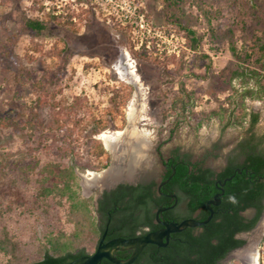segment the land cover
Segmentation results:
<instances>
[{"label":"rangeland","instance_id":"rangeland-1","mask_svg":"<svg viewBox=\"0 0 264 264\" xmlns=\"http://www.w3.org/2000/svg\"><path fill=\"white\" fill-rule=\"evenodd\" d=\"M169 3L47 0L49 11L53 7L56 14L70 10L80 27L74 32L69 27L49 24L43 33L36 34L25 28V20L32 15L30 4L24 0H0V120L5 119L0 123V202L17 204L23 200V187L15 188L9 176L17 175L19 167L25 168L33 161L35 146L29 138L28 123L36 127V142L44 133L45 138L51 136L48 129L55 127L54 117L63 118L79 110L80 97L88 103L82 112L84 119L91 109L98 113L96 105L100 110L109 107L111 94L100 99L96 92L101 80L112 87L124 83L132 86L133 92L125 104L126 123L121 130L111 125L98 133H92L91 127L84 132L101 142L110 156L104 170H76L81 178V195L93 198L95 208L104 192L103 172L118 155L126 157L127 162L137 156L141 164L134 163L140 173L138 178L160 183L163 161L176 149L216 171L222 170L231 158L243 160L241 144L264 149V94L260 100L246 99L247 112L259 115L255 126H251L249 116L243 127L227 123L241 112L238 96L231 103L227 100L233 92L229 80L236 65L229 39L235 41L239 51L251 53L252 58L244 65L257 68L260 53L254 45H264V0H190L182 13L175 12ZM210 6L217 13L223 11L213 21L216 37L211 35L209 18L203 13ZM182 26L202 38L196 51L188 47ZM37 46L43 49L40 53L34 51ZM55 49L64 50L62 56L58 58ZM183 55L184 66L180 69ZM182 82L186 91L181 89ZM236 87L242 89L238 82ZM37 99L51 102L41 104ZM53 103L61 106L55 108ZM192 104L197 114L225 106L229 109L227 121L214 117L210 124L197 128L195 119L200 118L190 113ZM118 131L124 135L115 155L105 146L102 134L114 135ZM142 136L146 141L140 139ZM61 143L53 142L56 146ZM138 145L142 150L137 154ZM79 151L86 161L90 155L85 147ZM90 173H99L100 179L87 181ZM263 222L264 219L250 233L253 245L248 248L258 256L264 240ZM262 252L261 249V258ZM233 259L222 264H235Z\"/></svg>","mask_w":264,"mask_h":264},{"label":"trees","instance_id":"trees-1","mask_svg":"<svg viewBox=\"0 0 264 264\" xmlns=\"http://www.w3.org/2000/svg\"><path fill=\"white\" fill-rule=\"evenodd\" d=\"M24 1L30 4L32 13L25 20L28 30L41 34L49 24H54L78 32L80 24L74 21L70 10L66 14H56L55 7L49 11L45 5L47 0ZM48 1L53 3L56 0ZM168 1L175 12L182 13L190 0ZM209 8L203 9V13L209 18L211 35L215 36L217 31L213 21L223 11L220 9L217 13L213 7ZM182 28L188 47L196 51L202 38L191 29ZM229 40L236 65L229 80L233 92L227 100L231 103L232 98L238 96L241 112L227 121L225 117L229 109L225 106L197 114L192 104L190 113L200 118L195 119L197 128L210 124L214 117L227 121L230 126H245L248 116L251 126L258 122V113L247 112L246 99L260 100L263 97L264 73L260 70H264V45H254L260 53L258 67L254 68L244 65L247 59L252 58L251 53L239 51L235 41ZM41 50L42 47L37 46L34 51L40 53ZM63 53L64 50L55 49L58 58ZM184 55L179 61L180 69L184 66ZM236 82L242 86L241 90L236 87ZM185 87L182 82L183 91H186ZM96 92L100 99L111 94L109 107L100 110L96 105V114L90 107L89 115L84 119L82 112L88 103L80 97L78 109L81 113L76 110L63 118L54 117L55 127L48 129L51 136L45 138L44 133L35 142L33 133L36 127L28 123L35 155L25 168H18L16 176H9L15 188L23 187V200L17 204L0 202V264H66L75 261L95 253L106 231L105 241H109L131 239L163 229L156 222L157 211L161 208L167 210L159 215L160 219L168 223H181L187 219L205 221L210 215L208 202L220 193L218 181L230 177L233 178L224 186L221 204L213 207L216 214L208 224L172 234L166 247L147 245L133 264H219L232 249L243 245L244 241L235 239V235L254 227L262 209L260 199L264 197V149L258 150L256 145L241 144L244 159L231 158L220 171L206 167L203 161H193L189 153L176 149L168 160L163 161L161 183L164 184L160 190V183L154 180L148 184H120L105 191L96 208L93 198L81 195V178L76 170L82 173L101 171L110 163L109 153L102 143L84 132L91 127L92 133H98L111 125L121 130L126 123L125 104L133 87L124 83L112 87L101 80L96 85ZM37 101L47 105L51 102L50 99ZM52 105L55 108L61 106L60 103ZM185 105L184 101L183 107ZM2 120L5 121L1 119L0 123L4 122ZM56 140H60L62 145L53 144ZM83 146L90 155L86 161L80 156L79 150ZM249 208L258 209L259 214L253 222L245 224L240 213ZM132 254V250H126L116 257L127 260ZM101 264L113 263L104 259Z\"/></svg>","mask_w":264,"mask_h":264},{"label":"water","instance_id":"water-1","mask_svg":"<svg viewBox=\"0 0 264 264\" xmlns=\"http://www.w3.org/2000/svg\"><path fill=\"white\" fill-rule=\"evenodd\" d=\"M137 146L136 153H141V148ZM118 159L116 158L111 167L103 172L104 177L101 179L102 190L110 191L115 189L120 184H131L136 185L140 182H148L150 181L148 178H138L136 164H140L137 156L134 159L125 160L126 157H122V155H118ZM121 161V162H120ZM135 163V166H134ZM233 177L227 178L224 181H218V188L220 193H217L214 196L213 200H210L207 204L210 215L205 221H197L195 219H187L182 221L181 223L177 222H163L160 219V213L167 210L166 208H162L157 213V221L163 226V229L148 233L147 235L138 236L131 239L126 238H117L112 239L109 242H105L107 231L103 234L102 239L98 245V248L95 253L92 255H87L81 257L75 261H71L66 264H101V262L106 259L113 264H133L141 255L142 251L147 245L153 244L160 247H166L168 242L170 241L171 235L175 233H180L188 227H202L208 224L216 214L213 207L219 206L221 204V196L224 192V186L227 182L231 181ZM144 179V180H143ZM164 183L160 182L159 190ZM100 190V189H99ZM103 194V193H102ZM100 196V193L98 194ZM262 223V222H261ZM264 223V222H263ZM121 248L132 250V256L127 260H120L116 257V252Z\"/></svg>","mask_w":264,"mask_h":264},{"label":"flooded vegetation","instance_id":"flooded-vegetation-1","mask_svg":"<svg viewBox=\"0 0 264 264\" xmlns=\"http://www.w3.org/2000/svg\"><path fill=\"white\" fill-rule=\"evenodd\" d=\"M244 159V158H243ZM168 160V159H167ZM227 165V164H226ZM225 165V166H226ZM164 166V164H163ZM150 181L148 182H140L141 184H148ZM139 184V183H138ZM104 193V192H103ZM103 195V194H102ZM102 195L101 197L99 198V200L102 198ZM175 197V196H174ZM260 204H261V213L259 215V218L257 220V222L255 223L254 227L249 229V230H242V231H239L236 235H235V239L237 240H241V241H244V244L241 245V246H238L237 248L235 249H232L226 256L225 258H223L219 264H222L224 261L228 260V259H231L232 257L234 258L233 261L235 262V264H248L249 261H253L250 257H253L255 254L254 252L252 253L250 250H249V245H253L252 244V240H251V237H250V233L253 232L259 225L260 223L263 221L264 219V197H262L260 199ZM162 209V208H161ZM160 210V209H159ZM158 210V211H159ZM157 211V213H158ZM162 213V212H161ZM160 213V214H161ZM259 214V211L258 209L256 208H249L247 209L246 211H243L240 213V215L243 217V222L245 224H250L251 222L254 221V219L256 218V216ZM162 221V220H161ZM156 222L159 223L156 219ZM163 222H166V221H163ZM110 241V240H109ZM109 241H105V242H109ZM259 256H258V260H259V263L260 264H263L264 263V240L262 241V243H260L259 245ZM261 249L263 250L262 254H263V257L261 258ZM127 249H124V248H121L120 250H118L116 252V254H118L119 252H123V251H126ZM254 250V248H253ZM233 262V263H234ZM231 264V263H230Z\"/></svg>","mask_w":264,"mask_h":264},{"label":"bare ground","instance_id":"bare-ground-1","mask_svg":"<svg viewBox=\"0 0 264 264\" xmlns=\"http://www.w3.org/2000/svg\"><path fill=\"white\" fill-rule=\"evenodd\" d=\"M127 55V54H126ZM134 66L132 65V67L131 68H133ZM132 72H134V71H132ZM136 81H138V77L136 76ZM132 111H133V109H132ZM131 115H132V113H131ZM132 122H133V120H132ZM138 132H136L135 131V134H137ZM123 132L122 131H118V132H116L114 135H111V134H107V133H103L102 134V139H103V141H104V144H105V146L108 148V149H110V150H112L113 152H115L116 151V148L117 147H119V144H120V141H122V137H123ZM138 136V135H137ZM139 138V137H138ZM141 140H143V141H146L145 140V137H141L140 138ZM139 139V140H140ZM139 143H143V142H141V141H138ZM143 145L144 146H146L144 143H143ZM117 154V152H115V155ZM118 157L119 156H116V158L118 159ZM89 176H91V177H93V178H90ZM87 178V181H92V180H94V179H96L97 180V178L98 179H100V176H99V173H90L89 175H88V177H86ZM258 252V251H257ZM253 261H249V264H257L258 263V255H254L253 257H250Z\"/></svg>","mask_w":264,"mask_h":264}]
</instances>
